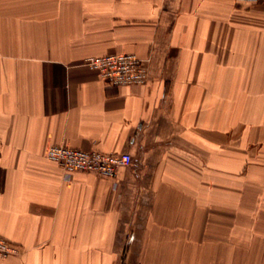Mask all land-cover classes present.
I'll return each instance as SVG.
<instances>
[{"label":"crops","instance_id":"crops-1","mask_svg":"<svg viewBox=\"0 0 264 264\" xmlns=\"http://www.w3.org/2000/svg\"><path fill=\"white\" fill-rule=\"evenodd\" d=\"M110 53L145 83L82 64ZM52 145L132 161L65 173ZM261 152L263 4L0 0V264H264Z\"/></svg>","mask_w":264,"mask_h":264},{"label":"built area","instance_id":"built-area-1","mask_svg":"<svg viewBox=\"0 0 264 264\" xmlns=\"http://www.w3.org/2000/svg\"><path fill=\"white\" fill-rule=\"evenodd\" d=\"M238 3L263 4L264 0H236ZM109 87L143 84L147 80V68L133 53H110L86 57L83 62ZM46 157L59 164L65 173L75 171L92 173L113 179L120 166H127L132 158L128 153L104 152L96 149L84 150L65 145H52ZM19 246L0 236V258L17 255Z\"/></svg>","mask_w":264,"mask_h":264},{"label":"rangeland","instance_id":"rangeland-1","mask_svg":"<svg viewBox=\"0 0 264 264\" xmlns=\"http://www.w3.org/2000/svg\"><path fill=\"white\" fill-rule=\"evenodd\" d=\"M255 151V153H257L258 152V150H254ZM258 154V153H257ZM261 154L262 155H264V152H261ZM261 155V156H262ZM263 157V156H262ZM219 160V163H220V159H218ZM223 160V159H222ZM224 162H226L225 160H223ZM258 161H260V160H258ZM258 161H256V163L258 162ZM214 163V162H213ZM256 163H249L248 164V166H246L245 168H244V173L245 172H247V170H248V173L249 174H251V176L252 177H254L255 178V180H252V182H250L249 183V185H250V190L251 191H258V190H262V189H264V182H263V180H262V178L259 176V175H264V169H262L263 171L261 172L260 170V168H262V167H259L258 166V164H256ZM228 165H230L229 163H227ZM235 166H233L232 168H233V170L235 171L234 172V174H239V171H237V168H234ZM237 171V172H236ZM261 172V173H260ZM257 177H259V178H261V179H259V178H257ZM251 179H253V178H251ZM236 180V179H235ZM236 182L237 181H235V185H236ZM238 183V182H237ZM244 185H246V183H244Z\"/></svg>","mask_w":264,"mask_h":264}]
</instances>
